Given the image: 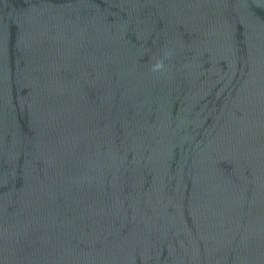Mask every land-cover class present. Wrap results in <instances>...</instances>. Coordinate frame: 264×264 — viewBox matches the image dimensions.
I'll list each match as a JSON object with an SVG mask.
<instances>
[{"label":"water","instance_id":"obj_1","mask_svg":"<svg viewBox=\"0 0 264 264\" xmlns=\"http://www.w3.org/2000/svg\"><path fill=\"white\" fill-rule=\"evenodd\" d=\"M0 264H264V0H0Z\"/></svg>","mask_w":264,"mask_h":264}]
</instances>
